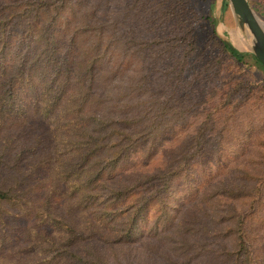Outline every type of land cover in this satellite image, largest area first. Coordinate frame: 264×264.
Returning <instances> with one entry per match:
<instances>
[{
    "label": "trees",
    "instance_id": "16d2710c",
    "mask_svg": "<svg viewBox=\"0 0 264 264\" xmlns=\"http://www.w3.org/2000/svg\"><path fill=\"white\" fill-rule=\"evenodd\" d=\"M195 24L186 0H0V264H110L96 246L137 243L151 210L175 264H264L259 191L208 189L170 216L200 133L137 158L181 99L217 98L224 58L264 76L225 43L196 68ZM230 88L220 109L250 99Z\"/></svg>",
    "mask_w": 264,
    "mask_h": 264
},
{
    "label": "rangeland",
    "instance_id": "374dc122",
    "mask_svg": "<svg viewBox=\"0 0 264 264\" xmlns=\"http://www.w3.org/2000/svg\"><path fill=\"white\" fill-rule=\"evenodd\" d=\"M186 1L196 15V54L193 58L199 61L196 68L210 60H217L220 57L221 43L227 42L238 52L248 53L244 37L245 48L236 43V36L242 35L228 4L227 7L224 6L225 0ZM248 1L264 4V0ZM212 3L214 9L210 12ZM260 20L264 23V17ZM213 82L219 89L217 98L181 99L169 113L172 127L152 146L145 145L137 158L148 162L146 158L152 154V160L164 164L168 159V153L165 157L162 156L164 148L170 145L166 151H173L178 148L180 140L200 133V153L192 158L188 171L175 179L169 192L167 201L170 216L180 217L185 209L191 207L188 202L205 190L215 191L232 186L233 195L239 200L251 189L254 193L259 191L255 205L258 214L255 223L258 227H264V76L254 66H241L224 58L220 74ZM238 83L243 84L246 90L233 89L231 92L237 93L234 98H244L248 92L250 99L241 104H237L239 101H234L231 105L225 103L226 106L220 109V104L225 99L223 95ZM172 145L177 147L173 148ZM131 161L132 157L127 167L131 165ZM238 207L244 210V207ZM155 221L156 214L151 210L138 224L139 240L135 244L116 247L100 244L96 247L100 253L103 252L105 260L110 264L182 262L171 257V251L164 246L161 238L151 237L155 232ZM253 226L255 225L252 224L251 227ZM261 242L264 243V239Z\"/></svg>",
    "mask_w": 264,
    "mask_h": 264
},
{
    "label": "water",
    "instance_id": "95a60500",
    "mask_svg": "<svg viewBox=\"0 0 264 264\" xmlns=\"http://www.w3.org/2000/svg\"><path fill=\"white\" fill-rule=\"evenodd\" d=\"M234 17L240 34L247 41V51L264 67V23L255 13L248 0H225ZM217 24V21H216ZM227 46L235 49L225 42Z\"/></svg>",
    "mask_w": 264,
    "mask_h": 264
},
{
    "label": "bare ground",
    "instance_id": "6f19581e",
    "mask_svg": "<svg viewBox=\"0 0 264 264\" xmlns=\"http://www.w3.org/2000/svg\"><path fill=\"white\" fill-rule=\"evenodd\" d=\"M241 38H242V39H241ZM236 40H237L236 43L240 44L239 46L245 48L244 45H246V41H245V39L243 38V36H241V37L236 36ZM243 42H244V44H243ZM247 44H248V43H247Z\"/></svg>",
    "mask_w": 264,
    "mask_h": 264
}]
</instances>
